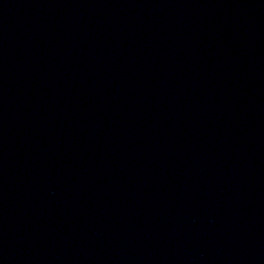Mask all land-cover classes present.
I'll list each match as a JSON object with an SVG mask.
<instances>
[{
	"label": "water",
	"instance_id": "water-1",
	"mask_svg": "<svg viewBox=\"0 0 264 264\" xmlns=\"http://www.w3.org/2000/svg\"><path fill=\"white\" fill-rule=\"evenodd\" d=\"M0 264H264V0H0Z\"/></svg>",
	"mask_w": 264,
	"mask_h": 264
}]
</instances>
